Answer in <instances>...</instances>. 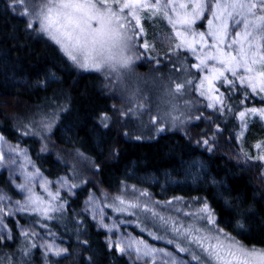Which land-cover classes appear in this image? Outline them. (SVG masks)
Instances as JSON below:
<instances>
[{
    "label": "trees",
    "instance_id": "obj_1",
    "mask_svg": "<svg viewBox=\"0 0 264 264\" xmlns=\"http://www.w3.org/2000/svg\"><path fill=\"white\" fill-rule=\"evenodd\" d=\"M11 2L0 0V136L21 154L14 157L17 164L0 165V194L11 201L5 206L12 212L3 216L0 226V264H51L50 256L21 231L27 222L38 230L43 227L51 239L55 234V242L66 250L56 264H131L107 248L104 232L81 212L90 191H112L124 183L145 188L158 199H202L221 229L245 246L264 249V178L259 169L251 173L249 166L244 169L229 155L209 151L179 132L150 140L122 138L103 120L112 112V101L104 93L101 75L77 72L51 40L28 28ZM144 30L146 39L156 43L160 27L146 23ZM44 111L56 115L49 139L58 154L45 150L29 128ZM195 127L204 130L200 123ZM254 130L248 137H254ZM66 151L92 162L96 187L88 181L70 198L60 197L64 207L50 213V219L31 209L18 211L17 202L23 204L28 196L18 187L26 183L25 175L38 170L50 182L64 177L70 168L60 153ZM28 186L33 199L41 195L36 180Z\"/></svg>",
    "mask_w": 264,
    "mask_h": 264
},
{
    "label": "snow or ice",
    "instance_id": "obj_2",
    "mask_svg": "<svg viewBox=\"0 0 264 264\" xmlns=\"http://www.w3.org/2000/svg\"><path fill=\"white\" fill-rule=\"evenodd\" d=\"M27 4L28 0H12L9 6L13 9L23 7L22 15L26 16L31 14ZM142 11L166 20L178 41L176 52L186 51L195 58L190 65L195 73L188 70L184 80L175 84L173 95L182 96L186 91H193L210 101L206 105L208 109L221 116L233 114L241 123H246L250 116L264 118V108L238 110L230 103L241 92L244 94L239 101L241 105L249 95H260L264 102V95H261L264 93V0H58L56 4L44 5L27 26L31 29L38 23L39 30L59 45L69 60L80 68L118 73L133 63L134 57L128 53L136 47L135 40L142 41L139 47L145 52L152 47L144 39ZM200 21H206V26L202 25L204 30H197ZM221 88L226 91L222 92ZM130 113L131 110L124 115ZM107 119L103 117V120ZM152 123H159V118L153 117ZM104 126L108 125L105 123ZM158 130L164 131L163 128ZM3 141L4 137L0 136V144ZM203 143L207 145L209 141L205 139ZM256 147H264V143ZM7 152L10 155L0 147V165L17 164L14 157L21 154L20 150L9 148ZM259 159L264 160V155ZM39 176L38 170L35 174L25 175L26 183L18 187L28 196L23 204L17 202L15 207L25 212L31 209L50 219V213L62 210L64 202L59 189L52 192L47 186L43 190L47 196L42 192L33 199L34 190L28 183ZM65 183L61 181L62 185ZM6 200L11 203L0 194V226L3 225V216L12 215L5 206ZM90 203L94 214L100 215L102 226L114 231L104 223L102 207L107 205L97 207L95 197ZM174 204L183 207L174 208ZM111 207L118 215H136L145 225L142 231L152 225L156 229L149 232L153 240H165V236L158 234L162 230L170 236L166 243L173 245L176 253L190 257V260H184L181 255L151 247L143 239L134 237L125 239L121 236L119 242H110V247H115L118 252L131 254L135 251L137 259H143L145 264L149 260L152 264H264V249L246 248L224 233L217 227L215 213L207 202L203 207L193 209L177 197L161 206L159 202H153L146 191L137 192L133 188L130 193L125 191L117 196ZM185 207L187 211L183 210ZM165 210L168 215L161 214ZM50 235L53 242L46 245V252L60 255L66 251L55 244V234Z\"/></svg>",
    "mask_w": 264,
    "mask_h": 264
},
{
    "label": "rangeland",
    "instance_id": "obj_3",
    "mask_svg": "<svg viewBox=\"0 0 264 264\" xmlns=\"http://www.w3.org/2000/svg\"><path fill=\"white\" fill-rule=\"evenodd\" d=\"M50 2L56 4L58 0H28L27 7L30 9L31 14L26 16L22 15L24 11L23 7L18 6L15 8V11L23 16L29 23L34 21L36 14L39 13L41 8ZM53 16H55V12H53ZM145 17L148 18L146 19ZM140 19L143 28L146 26V23H153L160 27V32H158L156 37L158 40L156 43L147 40L144 30V39L152 45L151 49L145 52L143 48L139 47L142 41L140 39L135 40L136 47L132 52L128 53L129 55H133V63L127 69H120L118 73H110L106 69L97 71L94 69L86 70L80 68L69 60L59 45L52 41L46 33L39 30L38 23L34 24V27L31 29L36 34L51 40L65 55L77 72L91 71L101 75L104 93H106L112 101V112L105 121L107 124H110L122 138L138 140L137 137H139V140H150L163 133L179 132L209 151L217 150L219 154L223 153L229 155V160L235 159L237 163H241L243 167L245 166L244 169L249 166L252 170L251 173H257L256 169H259L264 178V160L259 159L261 155H264V147L259 149L256 147L257 144L264 143V118L250 116L247 118L246 123H241L233 114L226 113L221 116L218 112L208 109L206 105L210 101L200 97L193 91H186L182 96L173 95L175 84L184 80L187 71L191 70L195 73V70L190 69V65L195 62V58L191 53L186 51L176 52L175 44L178 43V41L175 38L171 26L166 20L160 17H153L146 11L140 13ZM132 23L135 24V21H132ZM202 25L206 26V21L198 22L197 30H204ZM181 69H185V71H181ZM188 78L191 79L192 77L188 76ZM205 87H207V85ZM221 91L224 92L226 90L221 88ZM243 95V92H241L239 95L234 96L230 102L236 109L242 110L248 107H255L257 109L264 108V102H262L260 95H249L245 103L241 105L239 101L243 99ZM261 95H264V93H261ZM129 110H131V113L129 115H124L125 113H129ZM38 115L39 118L31 121L29 124V128H33L34 130L31 132L37 134L45 150L49 149L58 154L54 144L49 139V133L53 127L56 115H53L52 112L49 113V111L41 112ZM153 117H158L159 123L153 124ZM177 117H179L178 120L176 119ZM197 117L201 118L197 119ZM229 117L231 118L229 119ZM228 120L230 125L226 127ZM199 123L203 126L204 130H197L195 124ZM217 127H219V131H217ZM159 128H163L164 131H159ZM251 128L256 131L254 137H248V132ZM196 130L198 132H196ZM205 139L209 141L207 145L203 143ZM0 147H3L7 155V149H9V147L5 140L0 144ZM13 148H15V146ZM60 154L64 157L68 169L70 168L69 173L54 182H50L41 176L37 177V191L43 192V195L47 196V192L43 191L47 186L52 192L59 189L61 197L70 198L75 189L83 186L88 181H91L96 187L93 183L95 181L92 174L95 167L92 162L77 152L66 151ZM192 164H194V166L196 165L195 163ZM188 171L190 172V168ZM199 172V169L196 167V173L198 174ZM196 173L193 175H195L197 179H200L201 176H196ZM253 175L255 176V174ZM255 177L258 178L257 176ZM61 181H66V183L62 185ZM72 185H75V187H72ZM133 188H135L137 192L146 191L149 193V198L153 202H159L161 206H165L168 201L177 198L158 199L145 188L125 183L107 192L96 187V191H90L88 193L83 203V211L81 212L94 223L96 229L104 232V242L107 248L114 249L131 264H145V261L143 259H137L135 251L131 254L127 252H118L115 247H110V242H119L121 236H124L125 239L134 237L138 240L143 239L151 247L164 248L174 254L181 255L176 253V249L173 245L166 243V239L170 238V236H166L162 230L158 234L165 236V240H153L149 232H155L156 229L152 225H148L147 230L142 231L145 225L140 222L136 215H118L113 207H111L117 196L123 195L125 191L130 193ZM93 197H95L97 207L107 205V207H102V212L105 215L104 223L114 228V231H109L107 228L103 227L100 215L94 214L92 204L90 203V199ZM179 198L187 202L193 209L201 208L205 203L199 198ZM44 203L47 204V200H45ZM173 207L181 208L183 206L181 204H174ZM183 210L187 211L188 208L185 207ZM35 214L39 217L42 215L37 212ZM161 214L168 215V211L165 210ZM217 227L220 228L218 225ZM40 230L36 229L30 222H27L21 228L23 233L27 232L28 235L35 240L37 247L45 257L50 256L48 258L52 259L51 264H56V261L65 255V251L60 255L46 252V245L53 241L46 235V230L43 227H41ZM224 233L226 232L224 231ZM229 236L232 237L231 235ZM55 244L64 249L59 243L55 242ZM245 247L253 248L248 246ZM181 258L190 260L187 254L181 255ZM148 264H152V261L149 260Z\"/></svg>",
    "mask_w": 264,
    "mask_h": 264
}]
</instances>
